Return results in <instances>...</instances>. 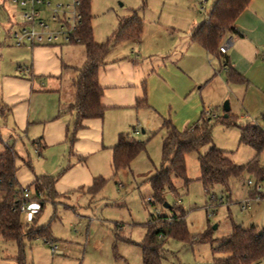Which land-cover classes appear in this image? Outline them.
I'll return each instance as SVG.
<instances>
[{"label":"rangeland","instance_id":"374dc122","mask_svg":"<svg viewBox=\"0 0 264 264\" xmlns=\"http://www.w3.org/2000/svg\"><path fill=\"white\" fill-rule=\"evenodd\" d=\"M210 5L211 0L206 11L201 12L197 0H145L144 7L142 0H90L93 38L98 43L111 37L119 21L134 11L141 18L145 35L142 42L123 40L112 44L104 55L106 64L101 67L99 78L108 82L104 84L108 100L115 101L117 97L110 93L109 82L123 79L129 84H123L124 87L136 89L131 72L134 78L141 76L149 107L105 104L102 118L87 120L77 130H74L75 113L67 111L57 117V109L64 110L72 101L74 67H81L85 60L83 45L60 39L56 44L16 46L11 35L0 26V152L5 145H13L20 156L30 159L32 169L18 163L16 178L20 186L31 183L34 175L54 176L58 192L54 199L41 203L29 188L20 218L26 228L46 226L50 238L25 236L18 243L0 234V264H18L20 253L25 264H142L141 250L135 243L143 239L150 215L179 214V207L185 212L189 233L198 235L207 231L214 241L185 243L169 237L164 243L161 264H211L212 250L219 245L217 239L230 233L233 223L244 227L264 225V179L252 172L231 178L229 190L216 184L206 191L198 179L197 154L189 152L185 155L189 181L172 178L173 188L163 194V203L171 207H164L153 198L146 180L161 162L164 134L161 116L183 130L206 106L217 109L222 116L223 103L230 99L234 114L248 116L264 128L262 110L245 113L232 90H227L229 98L222 99L216 80L199 89L201 83L193 81V77L202 79L205 74L201 63L183 57L175 50V44L157 45L155 36L160 30L185 26L189 18L199 19L207 14ZM5 22L6 16L0 13V25ZM118 63L124 65L110 72L109 68ZM208 66L210 77L218 66L215 60H210ZM24 92L31 94L30 101L27 96L15 99V94ZM27 103H30L28 126L23 121ZM17 116L23 119L22 127L16 122ZM119 133L144 141L145 149L129 166L114 171L111 147ZM212 138L213 144L226 150L236 164L247 163L255 154L250 146L239 142L236 126L216 123ZM41 145L44 147L40 148ZM208 147L204 146L202 151ZM258 162L263 171L264 151ZM95 177H102L104 184L97 193L90 194L86 190ZM248 180L252 184H247ZM79 185L85 188L77 189ZM256 185L261 186V191ZM211 194L221 196L222 202L211 201ZM245 198H252L248 209L239 204ZM51 245L61 252L51 251ZM254 264H264V258Z\"/></svg>","mask_w":264,"mask_h":264},{"label":"trees","instance_id":"16d2710c","mask_svg":"<svg viewBox=\"0 0 264 264\" xmlns=\"http://www.w3.org/2000/svg\"><path fill=\"white\" fill-rule=\"evenodd\" d=\"M250 1L215 0L207 17L192 34L194 42L210 54L216 55L223 65L227 66L228 81H234L235 75L238 74L229 66L228 59L221 54L219 46L228 32L236 30L235 21ZM144 5L145 0H142V6ZM79 11L80 22L75 32L77 39L70 43L83 45L85 60L81 67H74L76 75L72 78L75 89L73 101L57 114L59 117L67 111H73L74 130L80 128L84 120L102 118L104 115L105 106L101 103L104 89L98 82V70L104 63V55L109 47L119 41L136 40L142 32V20L137 11H134L132 15L119 21L111 37L98 43L93 38L90 0H81ZM143 102L146 103L145 95L137 99L136 106ZM216 123L236 126L239 130V142L250 146L255 152L252 159L245 164H236L227 155L226 150L215 146L212 128ZM161 127L164 129L161 138V162L159 168L146 178L156 201L163 203L165 190L173 188L172 178L189 181L186 176L185 155L192 151L197 154L200 169L198 179L206 191L216 184L229 190L230 179L239 178L245 171L254 173L260 180L264 179V170L262 171L258 162L259 154L264 151V128L259 125L239 123L227 114L213 118L202 115L198 121L183 130L176 128L171 120L166 118ZM207 145L209 147L202 151ZM144 149V141L119 133L116 143L111 147L112 168L117 171L129 166ZM17 160L32 169L28 157L20 156L13 145H5L3 152H0V234L4 239L16 240L18 243L25 236H45L48 240L50 232L46 226L26 228L20 218L18 204L24 187L19 185L16 178ZM56 181L57 177L54 176L34 175L33 181L25 187L32 188L34 197L40 198L43 203L54 199L58 194L55 189ZM103 184L102 177H95L86 191L90 194L97 193ZM148 202H152V199L148 198ZM178 212L180 213H173L171 216L161 213L150 215L145 223L146 232L143 239L135 243L141 250L142 264H161L164 243L169 237L185 243L214 241L207 231L198 235L189 233L185 225V212L180 207ZM116 235L119 238L118 234ZM217 240L219 245L212 250L211 264H254L264 258V225L259 227L251 224L244 227L233 223L231 232ZM17 263L25 264L21 253L17 256Z\"/></svg>","mask_w":264,"mask_h":264},{"label":"crops","instance_id":"0c3cea01","mask_svg":"<svg viewBox=\"0 0 264 264\" xmlns=\"http://www.w3.org/2000/svg\"><path fill=\"white\" fill-rule=\"evenodd\" d=\"M214 1L215 0H211L210 10ZM208 2L209 0H207L206 7L208 5ZM207 14L201 16V18L199 19L198 17L195 18V16H193L192 18H189L187 25L179 27L177 29L166 28L164 31L160 30L159 34L155 36V39L157 37L156 39L158 43L157 45L159 47H163L161 45H165L167 43L171 45L175 44V50L178 49L177 51L183 57L190 58L192 61L197 60L198 63L199 62L201 63L200 66L203 67V72L205 73L202 76L203 80L198 77L195 78L193 77V81H197L201 83L198 86L199 89L200 87L202 88L204 84H208L211 80L212 81L216 80L217 87L221 90V92L219 91V95L222 97V99L224 97L229 98L230 93L227 90H232L233 93H236V96H238V99L241 101L240 105L242 109H245V113L253 114L255 112L258 113L257 111L262 110L261 115L262 118L264 119V0H251L248 6L241 12V14L236 19L235 21L236 30L233 32H228L226 36H224V38L222 39L221 44L227 39L231 40V44L228 46L227 50L221 54L227 57L229 66L238 74L235 75L234 81L227 80V66H224L222 61L216 55L210 54L202 46L194 42L192 39V34L194 30L207 17ZM142 31H143V22H142ZM155 31H158V29H155ZM144 37H145L144 32H141V35L138 39L130 40V41L134 43L137 42L140 43L142 42ZM35 48L36 47H34L33 50ZM210 60H215L218 66V70L217 72H213V74L209 77L211 71L208 66V62ZM105 64L106 62L104 61V63L99 67L98 70V82L104 89L103 95L101 97V103L104 106L105 104L111 106H127V107L133 106L135 107V109H139L141 107H149V105L147 104L146 86L142 82L141 76L140 77L137 76V78H134L132 72H131V81L132 83L136 84V89L124 87L123 84L126 85L127 83L123 79L119 82H113V81L109 82L110 93L112 95L115 94L117 99L115 101L108 100L107 97L108 91L105 89V85H104L107 84L108 82L101 81L102 80L101 77L99 78V71L101 67L103 68ZM122 65H124V63H118L112 66L111 68H109V70L110 72H112L114 70L121 68ZM127 86H129V84H127ZM144 90H145V94H144ZM144 95L146 96V103L143 102L142 104H140V106H136L137 99L144 97ZM26 96L28 97L27 100L30 101L31 94L28 92L27 93L24 92V94H15L16 97L15 99H20V98L25 99L23 97ZM249 98H252V100H248ZM71 102H69L68 105ZM223 108H224L223 115H227V114L231 115L239 123H241V120L243 119H248V116L238 117L236 114H234V112L230 110V99L225 100V102L223 103ZM29 111H30V103H27L26 118L24 120L22 119L27 126L30 123ZM57 111H59V108L57 109ZM206 111H209V114L208 113L206 114L205 113ZM154 112L156 111L154 110ZM202 115L212 118L215 116H219V114L217 113V109L213 110L211 107L206 106L201 110L199 117L193 122H191L186 128H188L193 123L198 121ZM161 119L163 122V120L166 119V117L161 116ZM22 120L19 119L18 116L16 117V122L20 127H22L24 123L21 122ZM87 120L90 119L84 120L83 123ZM242 124L259 125L255 120H250V119H248L245 123ZM20 162L22 161L17 160L16 162L17 168H18V163ZM79 188L84 189L85 187L84 185H79L77 189ZM77 189H75V191H77ZM1 196H2V192H0V199Z\"/></svg>","mask_w":264,"mask_h":264},{"label":"built area","instance_id":"2783aa9c","mask_svg":"<svg viewBox=\"0 0 264 264\" xmlns=\"http://www.w3.org/2000/svg\"><path fill=\"white\" fill-rule=\"evenodd\" d=\"M81 0H71L65 3L62 0H0V13L6 16V22L1 24L4 31L11 35L14 45L22 46L27 43L51 44L60 39L64 42L76 40L75 32L80 22L79 5ZM200 11H206L207 0H197ZM231 40L227 39L219 46V51L224 53ZM209 114V111L205 112ZM247 184H252L251 180ZM261 191V186L256 185ZM29 198V188L24 187L21 200L18 204L20 212L25 211ZM222 202L215 194H211V201ZM242 209H248L251 199L245 198L239 202ZM51 251L60 253L51 245Z\"/></svg>","mask_w":264,"mask_h":264},{"label":"water","instance_id":"95a60500","mask_svg":"<svg viewBox=\"0 0 264 264\" xmlns=\"http://www.w3.org/2000/svg\"><path fill=\"white\" fill-rule=\"evenodd\" d=\"M164 207H170V205H168L167 203L163 204Z\"/></svg>","mask_w":264,"mask_h":264}]
</instances>
